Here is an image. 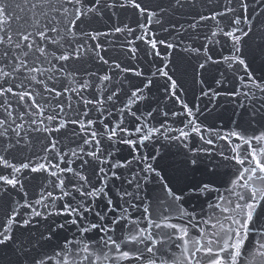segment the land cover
<instances>
[{
  "label": "snow or ice",
  "instance_id": "obj_1",
  "mask_svg": "<svg viewBox=\"0 0 264 264\" xmlns=\"http://www.w3.org/2000/svg\"><path fill=\"white\" fill-rule=\"evenodd\" d=\"M226 3L224 11L199 15V20H227L228 30L218 21V32L212 35L219 33L231 42V55L223 57L224 62L245 69L247 79H239L248 91L228 95L242 94L249 104L232 114L238 119L232 120L235 127L227 132L205 125L200 107L184 100L186 90L178 83L177 70L170 68L171 53L162 55L159 47L179 48L184 45L179 37L158 39L142 23L137 26L145 31L139 36L127 24L108 32L80 28L85 18L102 17L113 9H132L148 24L155 21L163 27L158 15L166 9L159 3L158 13L144 0H0V264H241L243 257H250L247 264H264V104L256 103L257 93L264 94V80L258 81L248 70L249 58L264 57V0ZM184 7L185 0H170V9ZM196 27V22L189 25ZM112 33L134 36L127 41L130 45L143 42L144 55L158 58L150 61L154 70L146 74L138 65L122 66L117 59L110 63L101 54L106 49L99 37ZM182 50L203 55L200 70L217 63L207 45L188 44ZM137 52L131 47L130 58L137 59ZM86 55L107 65L106 74L84 67ZM69 61L81 66L69 67ZM44 63L49 67L41 66ZM157 63L160 66L155 67ZM128 73L136 79H128L124 75ZM94 87L102 94L83 95ZM154 88L181 110L161 107ZM68 93L75 95V103L72 96L62 99ZM200 95L211 104L220 93L202 88ZM141 103L146 111L140 110ZM204 111H208L205 120L212 117L211 111ZM170 115L181 117L182 126L173 127ZM157 116L162 118L158 126L151 123ZM125 117H130L131 128ZM70 125L75 130L69 133ZM248 129H253L252 135L246 134ZM56 133L77 147L64 144ZM33 137H42L43 155L23 156L25 148L34 147ZM218 141L227 142L232 153H218L234 169L227 196L214 186L219 164L205 162L213 151L207 146ZM118 145L130 149L131 159L115 160ZM172 145L180 149V159H169ZM77 161L78 167H73ZM26 172L43 174L44 183H35L40 177L25 176ZM29 183L40 189L34 201L27 199ZM14 191L22 194L23 203L14 199ZM214 192L218 195L207 199V211L184 207L189 200L210 198ZM217 212L227 214L226 224ZM173 213L181 223L172 222ZM52 244L49 255L45 249ZM172 248L181 254L169 261L167 256L175 257Z\"/></svg>",
  "mask_w": 264,
  "mask_h": 264
},
{
  "label": "water",
  "instance_id": "obj_2",
  "mask_svg": "<svg viewBox=\"0 0 264 264\" xmlns=\"http://www.w3.org/2000/svg\"><path fill=\"white\" fill-rule=\"evenodd\" d=\"M147 3L151 10L157 11L159 10L155 7L156 4H160L161 7L165 8L166 11L164 13H159L158 18L162 20L161 24H156L155 21L153 23L148 24L147 20L143 17H138V15L132 10H121V9H113L110 12H107L102 17L96 18H85L86 23L81 24L80 28L84 29L85 31L89 32H108L110 29L114 27H124L127 24L129 27L135 30L134 35L139 36L142 34L145 29L139 28L137 25L138 23L146 24L147 28L150 29L153 33L156 34L158 39H166L168 41H173L177 37L184 41V45L176 49H164L163 46H159L161 49L162 55L166 53H171L168 57L171 60L170 68L176 69V78H178V83H181V86L186 90L182 96L186 102H190V106L192 104L198 105L200 109L204 112V116L208 115V111H204L205 109L212 112V117H209L207 120L204 119V116H201L200 119L204 122L205 125L215 126L218 128H222L225 132L235 127L232 123V120L238 119L237 116H233L232 114L235 112L239 114L243 111L240 107L244 105L245 107L249 104V99L246 98L244 95L239 96H230L229 93L233 91H237L240 93L247 92L248 89L243 87L240 77H247L245 76V69L243 66L238 64H232L229 67L228 63H225L223 57L231 55V42L227 37H224L221 34H217L213 36V32H218L217 29V22L219 21V26L223 27L225 31L228 30L225 25L227 24V20L221 19L220 17L217 20L208 19L206 21H200L199 15H207L210 16L213 11L222 12L224 8L227 6L226 0H185V7L182 9H170V0H144ZM174 2V0H173ZM115 12V15L112 13ZM196 22L197 27L195 29L189 28V25ZM173 25L175 27H173ZM15 24L13 27L15 28ZM183 26V28H181ZM168 29V32L163 31V29ZM127 37V39H126ZM134 40V36H129L126 33H112L109 36H101L99 37V41L104 45L106 49L105 52H102V55H105L106 59H109L110 63L112 59H117L121 62L122 66H139L140 69L144 70L146 74H149L150 71L154 70V67L151 65L150 61L158 60L156 57H146L144 55V49L146 45L141 41H135L134 44H128L127 41ZM89 44H93L94 42L89 40ZM249 43H252L251 41ZM191 44L193 47L202 48L203 45H207L209 49V55L213 57V60L217 61V63H210L206 66V69L200 70L198 68V64L203 62V55L197 57L195 54L184 52L182 48L185 45ZM120 45H124V49H120ZM115 46V47H114ZM136 47L138 52L136 54L137 59H131L130 48ZM245 54L248 53V48L245 46ZM82 61H86L83 66L88 68L89 71H95L98 75H104L107 72L108 66L102 65L100 62L95 60L88 59L87 55L82 57ZM55 63V62H54ZM63 63V62H62ZM69 67H72L75 63L76 67H80L79 62L69 61L67 62ZM249 71L252 75L258 80H264V57L257 56L255 59L249 58ZM44 67H49L47 63H44ZM160 66L159 63L155 65V67ZM59 67V65H57ZM196 68V72H193V68ZM117 71L118 70H114ZM83 75L82 73L80 74ZM130 80H135L130 73L124 74ZM79 78V77H78ZM116 78L115 76L113 77ZM203 79L205 81L204 85L199 84L197 81ZM216 80H221V84H216ZM67 83V81L65 82ZM98 80H94V84H99ZM159 85L163 84V79L158 81ZM75 86V85H73ZM203 88L204 91H207L209 88H212L220 93L218 97L215 98L213 103L208 102L207 97H201V89ZM37 90L40 91L41 89L37 87ZM102 94L101 89L99 88H90L83 92V95L92 98V94ZM67 96L73 97V103H75V95L73 93H68L63 100L67 99ZM153 96L160 100L161 107H167L165 110L169 108L175 111H180L181 106L179 104H173L170 100L165 101L161 91H158L157 88L153 89ZM264 94L257 93V101L256 103L264 104V99L261 97ZM121 105L118 103L117 107ZM153 107H156V104L153 103ZM109 107H111L109 105ZM141 111H146L144 104L139 105ZM135 110V107L134 109ZM49 113H46V115ZM139 114V113H138ZM74 114L69 112V116H73ZM97 113L93 112L92 116L95 117ZM115 114L113 115V122L116 120ZM215 118V119H213ZM162 118L157 116L156 120H151L152 124H156L158 126V121ZM182 119L181 117L173 118L171 115L168 118L169 123L172 124L173 127H180L179 120ZM173 120L176 122L173 123ZM130 117H125V124L126 126L131 128L130 124ZM19 122V121H18ZM75 130V126L70 125L69 128L66 130L67 132H71ZM65 130H62V133ZM247 135L253 134V129L247 130ZM59 136L62 140H64V144H68L70 147L76 148L77 145L75 143H70L61 133L54 134ZM34 140V147L25 148L23 151V156H31L33 152L43 155L40 152L42 137L40 139H36L33 137ZM64 144L60 145V147H64ZM120 151L116 153L115 160H121L122 158L131 159L128 155L130 149L125 145H118ZM213 149L212 154L205 158V162L207 163L209 160L215 161L219 164L217 169V176L214 178L215 180V187L219 189L220 194H224L227 196V192L225 191L226 188L229 187V182L231 179L234 178V169L232 168L231 164L226 161H223L222 158L218 155L219 151L223 150L225 155H232L230 151V145L227 144L225 141H218L216 144L212 146H207ZM64 150H67L66 148ZM169 152V159L175 158L180 159V149L177 145H172ZM19 158V157H18ZM16 162V161H13ZM55 163V161H54ZM79 161H77L73 167H78ZM64 166V165H62ZM211 167V165H209ZM36 175L39 176L35 183H44L43 174H33L26 172L25 176H32ZM125 175L127 172L125 171ZM197 178H199L200 174L197 173ZM117 183H119L117 181ZM151 187V186H150ZM26 190L28 191L29 195L27 199L29 201H34L39 196L40 189L35 188L32 183L26 185ZM58 191V190H57ZM239 191V189H237ZM15 200L20 201L21 195H17L14 191L12 193ZM217 193H213L212 197L206 198L201 197L200 199H193L189 200L184 207H186L189 211L195 209L197 213H200L201 209L203 208L207 211V199H215ZM15 207V205H13ZM38 210L43 211L41 206L34 205ZM23 211V209H20ZM210 214V213H209ZM138 215V213H137ZM217 218L221 220L222 223H227L223 220V215L217 212ZM3 218V213L0 212V219ZM173 223H181L182 221L175 218V213H173ZM215 223V219L212 221ZM145 226V225H141ZM205 228H210V225H202ZM36 225H33V230H35ZM215 230V229H211ZM20 230L16 229V234L19 235ZM38 235V233H36ZM27 235V233H25ZM193 236L196 235L195 232L192 233ZM69 238L72 236V231L68 232ZM55 247V244L49 245L46 247L45 251L48 252L49 255H52V249ZM171 252L175 253V257L169 255L166 257L169 261L176 257H180L181 250L178 248H172ZM250 257H243L241 264H247V261ZM53 264L55 262L53 261ZM131 264H139L137 261H132Z\"/></svg>",
  "mask_w": 264,
  "mask_h": 264
}]
</instances>
